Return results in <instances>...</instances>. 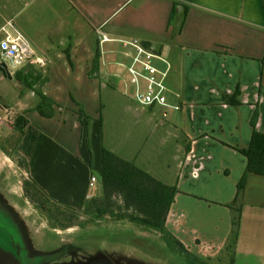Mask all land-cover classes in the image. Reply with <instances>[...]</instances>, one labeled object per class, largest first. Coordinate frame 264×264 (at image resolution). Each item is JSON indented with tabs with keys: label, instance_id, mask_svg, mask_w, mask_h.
I'll list each match as a JSON object with an SVG mask.
<instances>
[{
	"label": "crops",
	"instance_id": "obj_1",
	"mask_svg": "<svg viewBox=\"0 0 264 264\" xmlns=\"http://www.w3.org/2000/svg\"><path fill=\"white\" fill-rule=\"evenodd\" d=\"M17 33L27 40L30 58L13 74L32 65L47 79L42 93L58 105L52 119L34 110L37 100L18 109L28 121L17 151L29 179L78 210L100 194V95H123L130 103L125 110L137 112L128 73L134 49L119 40L150 42L160 54L156 66L168 71V102L180 111L140 107L146 111L138 117L149 137H157L162 156L171 134L181 140L183 131L191 143L179 163L168 230L189 251L220 257L231 231L228 205L246 176L235 264H264V175L247 173L248 158L240 152L250 146L254 117L264 134V0H0V40ZM94 44L100 47L97 71ZM72 97L93 117L88 131ZM168 110L171 120L162 116ZM93 176L98 183L90 186Z\"/></svg>",
	"mask_w": 264,
	"mask_h": 264
},
{
	"label": "trees",
	"instance_id": "obj_2",
	"mask_svg": "<svg viewBox=\"0 0 264 264\" xmlns=\"http://www.w3.org/2000/svg\"><path fill=\"white\" fill-rule=\"evenodd\" d=\"M144 44L152 45L150 42H144ZM93 46L95 51L93 67L97 71L100 64V47L98 44ZM14 78L32 90L37 97L35 111L44 118L55 117L57 103L41 91L46 78L38 75V71L32 65L17 71ZM109 98L107 94L101 92L98 119L102 128L103 143L102 170L99 173V183L102 187L100 194L89 198L83 209L78 210L60 204L52 199L36 181L26 179L24 181L25 197L45 216L50 228L55 230H66L69 227L84 229L91 225L97 226L105 220L124 221L158 232L165 243L183 255L189 264H235L242 227L246 176L238 185L236 198L228 205L231 231L220 257L204 258L189 251L168 230L167 218L179 192V163H184L186 155L191 152L190 141L183 131H179L181 140L171 137L172 140L170 139L164 145L165 155L162 156L161 146L156 136L145 137L138 148L129 140H119L117 135L124 128L125 105L130 103L123 95H111ZM72 99L79 107V117L86 123L88 131L93 117L86 113L83 105L73 97ZM232 103L237 104V101ZM27 125L28 121L22 115L16 117L14 132L7 140L10 148L4 149L26 172L29 171L28 163L18 153L17 146ZM256 126L257 116L252 121L253 134L250 146L240 152L248 158L247 173L262 176L264 175V134L258 132ZM105 127L111 130L109 144L105 142ZM115 132L114 137L112 134ZM183 136L186 138L185 142L182 140ZM178 145L181 146L180 155L177 151Z\"/></svg>",
	"mask_w": 264,
	"mask_h": 264
},
{
	"label": "rangeland",
	"instance_id": "obj_3",
	"mask_svg": "<svg viewBox=\"0 0 264 264\" xmlns=\"http://www.w3.org/2000/svg\"><path fill=\"white\" fill-rule=\"evenodd\" d=\"M13 71L12 69V73ZM20 90H23L22 96L19 94ZM129 99L131 100L130 96ZM35 100L37 97L23 83L15 78L11 80L10 77H5L0 71V116L3 119L0 121V204L7 205L22 227L29 242L32 263L189 264L183 255L167 245L157 234L139 232L135 224L127 222L116 224L105 220L97 226L91 225L84 229L50 228L45 216L25 197L24 181L29 179L28 174L4 150L10 148L7 140L13 133L15 119L20 114L18 111L30 108ZM138 106L136 113L133 110L134 106L130 110H125L124 128L117 135L119 140H129L137 148L145 137L149 138L150 133L147 125L138 117L146 110ZM10 108L13 110L11 116L8 114L11 112ZM168 113L167 119L171 120L173 112L168 110ZM110 131L105 127L106 143L111 137ZM171 137L173 138V134ZM4 222L10 223L7 219Z\"/></svg>",
	"mask_w": 264,
	"mask_h": 264
},
{
	"label": "built area",
	"instance_id": "obj_4",
	"mask_svg": "<svg viewBox=\"0 0 264 264\" xmlns=\"http://www.w3.org/2000/svg\"><path fill=\"white\" fill-rule=\"evenodd\" d=\"M5 30V28H4ZM107 39V38H104ZM125 46L132 47L134 54L128 66L130 83L134 87L133 99L141 107L154 108L164 107L180 111L179 105H170L167 98L166 78L168 71L160 70L154 61L160 58V54L155 46H146L143 42L135 38L119 40ZM30 58V48L25 37L17 33L16 35L7 34L0 40V64L6 63L11 69L19 70L28 62ZM13 74V73H12ZM169 114L163 112V118ZM3 120L0 116V121ZM197 175L194 169L192 176ZM98 183L97 177L90 179V186Z\"/></svg>",
	"mask_w": 264,
	"mask_h": 264
},
{
	"label": "flooded vegetation",
	"instance_id": "obj_5",
	"mask_svg": "<svg viewBox=\"0 0 264 264\" xmlns=\"http://www.w3.org/2000/svg\"><path fill=\"white\" fill-rule=\"evenodd\" d=\"M5 219L10 223H5ZM28 243L17 218L7 205L0 204V250L7 259L0 264H33Z\"/></svg>",
	"mask_w": 264,
	"mask_h": 264
},
{
	"label": "water",
	"instance_id": "obj_6",
	"mask_svg": "<svg viewBox=\"0 0 264 264\" xmlns=\"http://www.w3.org/2000/svg\"><path fill=\"white\" fill-rule=\"evenodd\" d=\"M0 71L4 73L5 77H10V79H13L12 72L9 70V66L6 63H1L0 64ZM7 260L6 256L2 253L0 250V261Z\"/></svg>",
	"mask_w": 264,
	"mask_h": 264
}]
</instances>
